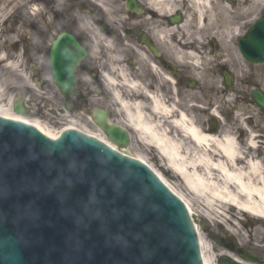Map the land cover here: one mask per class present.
<instances>
[{
	"label": "water",
	"instance_id": "95a60500",
	"mask_svg": "<svg viewBox=\"0 0 264 264\" xmlns=\"http://www.w3.org/2000/svg\"><path fill=\"white\" fill-rule=\"evenodd\" d=\"M256 24L240 50L261 63L264 21ZM55 51L68 54L60 42ZM53 72L69 96L73 67L57 63ZM253 96L264 108L261 93ZM14 111L26 115L20 104ZM96 123L113 143L128 144L123 131ZM38 239L44 252L29 256V241ZM28 258L36 259L32 264H201L184 206L147 168L75 132L52 142L0 120V264H28ZM242 258L264 264L249 252Z\"/></svg>",
	"mask_w": 264,
	"mask_h": 264
},
{
	"label": "bare ground",
	"instance_id": "6f19581e",
	"mask_svg": "<svg viewBox=\"0 0 264 264\" xmlns=\"http://www.w3.org/2000/svg\"><path fill=\"white\" fill-rule=\"evenodd\" d=\"M4 1L7 0H0V4ZM88 1L101 8L109 21L115 20V9L110 3L111 0ZM143 1L151 10L148 20L160 24L158 31L154 32V27L151 29L158 42L164 41L162 45L164 44L165 55L159 58L158 62L172 61L184 66L193 63L197 68L204 59L207 63L209 62L206 54L201 51L202 42L206 37H214L215 40L220 38L219 43L223 44L225 36L232 34L234 37L240 36L241 27L238 23L243 19V15L264 7V0H237L235 4L233 0H229L230 7L223 6L219 0ZM178 13L184 17V21L177 25L169 24V18ZM0 15H2L1 12ZM78 22L90 35L99 40L101 46L111 54H116L117 48L97 31L88 18L79 16ZM171 36L176 37L177 45L168 43L167 39ZM123 42L125 46H128L126 38ZM186 44H191L192 48L188 51L179 48L180 45ZM145 62L148 66L157 67L152 58L146 59ZM121 63L123 62L115 56L109 57L106 61V73L101 74L111 100L110 105L105 102L107 107H101L106 113L112 112L119 118V122L108 119L109 123L130 130L133 134L132 138L142 147L153 148L172 175L178 177L196 202L203 205L207 217L229 222L227 215L239 210L264 220V159L255 158L252 154L242 151L239 142L232 135L207 134L201 126L189 118L184 110L180 109L174 98L165 97L161 91L135 100L127 97L128 92L137 93L145 90V87L132 80L130 72L125 67L119 66ZM158 70L159 78L165 82L168 92L172 90L176 97L178 88L177 85L173 86L175 83L173 76L162 68ZM4 101L6 99L0 96V102L4 103ZM95 104L100 105L96 101ZM111 105L116 107L113 109ZM0 117L33 126L52 140L58 138L53 132L25 121V117L14 111L0 112ZM70 129L79 130L75 127ZM89 134L129 154L127 151L132 145L127 149L119 148L103 134L90 132ZM256 145L254 136H249L247 146L255 150ZM137 158L148 165L144 157ZM148 166L182 200L196 221L191 203L176 193L156 170ZM198 236L204 263L215 264L208 259V248L199 232ZM222 256L233 257L228 252L222 253Z\"/></svg>",
	"mask_w": 264,
	"mask_h": 264
},
{
	"label": "rangeland",
	"instance_id": "374dc122",
	"mask_svg": "<svg viewBox=\"0 0 264 264\" xmlns=\"http://www.w3.org/2000/svg\"><path fill=\"white\" fill-rule=\"evenodd\" d=\"M62 1L64 3L66 1L65 5L67 7L73 5L74 12L71 14V17L73 16L74 18L79 13L82 14L81 8L87 5L83 0H7L0 4V12L2 14L0 15V96L6 99L4 103L0 102V112H13L14 104L22 100L26 101L29 107L28 111L30 115L26 119L45 130L56 133L71 124L85 132L99 134L100 131L94 127L88 116L81 110V104L78 103L79 109L77 112H63L65 111L64 101L51 82L46 54L41 53L39 56H35L30 63L27 62V54H23V51H29L30 47H34L33 44L35 42L42 41L41 37L50 39L51 33L47 32V25L50 23L51 28V6L54 3H61ZM219 2L223 6L230 7L229 0H219ZM233 2L235 4L237 0H233ZM34 8L38 13L34 11ZM48 11L51 13L49 17ZM263 12L264 7L243 15V19L238 23L241 27L240 34H243V31ZM11 16L12 18L9 20V23L7 22L6 24L7 18ZM124 17L125 15H122V21ZM16 21L24 25L30 24V26H35L39 30V33H45V35L35 33L38 36L32 38L34 32L30 29V31L27 30L23 25L19 24L16 28L17 33H8L9 28L16 27V24L12 25V22L16 23ZM47 21L48 24L46 23ZM236 41V36L234 37L233 34L223 37V44H219V49L216 51L217 56L214 58L208 57L211 60V68L213 65H217L213 70L208 69L206 65H204V73H200V69H194L198 76L210 79L208 81L214 80V82L198 85L199 90L197 88L189 90L185 84L182 96L179 97L178 102H175L182 111L184 110L188 114L191 120L205 131H207L210 120H217L211 116V113H220L225 120L229 118L223 124L219 123L220 126L218 127L217 134L232 135L239 138L242 130L240 118L243 108L238 104L237 100L239 97L248 96L247 93L255 86L264 88V67L248 65L240 57ZM6 44L7 46H5ZM12 46H14V52L9 51V47ZM40 48L41 46L38 49L34 47L35 51ZM41 49L45 50L44 47ZM218 56L227 60V67L234 71L236 79L235 92L232 96H229L233 99L232 101L226 102L225 100H220L215 95V92L220 89V82L222 80L218 72V63H220L217 60ZM214 59L215 62L213 63ZM209 71L213 74H210ZM35 79H37V82ZM202 89L210 91L207 92V90ZM200 93H206L207 95H203L202 97ZM209 93L210 96L208 95ZM168 97H171L169 93ZM102 100L110 101L106 93L97 99V101ZM90 102L92 103L89 99L87 105L90 109H93L94 107L90 105ZM128 152L135 157H144L146 162L161 174L176 193L191 203L193 214L197 218L195 224L199 229L206 248H208V259L212 263L219 264V259L224 252L230 253L234 258H239L237 254L228 251L224 245L212 239L213 234L219 237L221 235L220 231L223 232L222 235L226 236V239H232L235 245L240 248L249 250L258 257H264V220L240 212L239 210H235L227 215L229 222L218 218L215 220L211 219L206 216L203 205L196 202V199L188 192L178 177L172 175V172L167 169L162 158L153 148L142 147L137 142H134L133 148L131 147ZM254 152L250 154H254Z\"/></svg>",
	"mask_w": 264,
	"mask_h": 264
},
{
	"label": "flooded vegetation",
	"instance_id": "af4514ba",
	"mask_svg": "<svg viewBox=\"0 0 264 264\" xmlns=\"http://www.w3.org/2000/svg\"><path fill=\"white\" fill-rule=\"evenodd\" d=\"M127 1V0H126ZM133 1V8L131 10L125 9L123 5V12L126 14L125 21L121 20V16L115 13L116 22H108L106 17L93 6L90 8L95 10L94 12H88L85 17H88L97 31L105 36L107 41L112 46L117 48L116 54H111L107 49L100 45L99 40L90 35L87 30L80 25L78 20L71 17L74 12L72 7L57 6L58 10L54 11L53 19L51 23V37L48 41V65L50 68L51 60V48L53 43L63 34L72 36L75 42L80 46L81 50L85 51V56L81 59V54L78 50L72 49L71 55L74 60L79 61V65L76 70V90L77 94L74 95L69 101L70 110L75 112L78 109V103L86 108L87 101L97 98L99 95H104L106 88L102 84L101 74L106 73V61L109 57H116L123 63L119 66L125 67L131 75V79L141 83L145 90H141L137 93L128 92L127 97L131 99H140L141 97H149L153 92H162L165 97H168V87L165 82L159 78V68L164 69L170 73L178 88L179 97L182 96L183 85L193 86V88H200L198 85H205L214 82L208 81L210 79H204L200 82L192 80L190 70H184L180 65L172 61L158 62L159 58L164 57V47L162 43L158 42L157 37L153 34V31H158L159 23L148 20L151 10L149 6L143 0H130ZM123 3V2H122ZM113 6V3H111ZM120 16V19H119ZM175 16H171L168 20L169 24L171 19ZM264 17V13L261 14ZM152 27L155 30L151 31ZM248 29L243 31V35H246ZM128 40V46H125L123 39ZM168 43L177 45V39L175 36H171L168 39ZM166 41V40H165ZM179 48L183 50H190L191 44L180 45ZM47 50V49H46ZM152 58L155 60L154 65L148 66L146 59ZM105 64V65H104ZM159 67V68H158ZM183 69V70H182ZM222 69V68H221ZM221 71V70H220ZM213 78V77H212ZM197 86V87H196ZM210 89V88H208ZM208 89H202L207 90ZM201 96L207 95L206 93H200ZM198 94V95H200ZM210 96V93L208 94ZM215 95L224 99L227 95V90L222 92H215ZM243 111L241 126L242 130L239 134V144L242 151L250 155L251 151L247 146L249 143V132H256V147L257 151L253 154L255 158L259 157L264 159V112L260 108H256L251 101V93L245 97H239V101ZM109 118L113 122H119V118L114 114L109 113ZM229 119V118H228Z\"/></svg>",
	"mask_w": 264,
	"mask_h": 264
}]
</instances>
